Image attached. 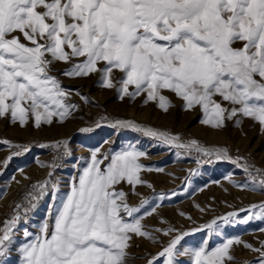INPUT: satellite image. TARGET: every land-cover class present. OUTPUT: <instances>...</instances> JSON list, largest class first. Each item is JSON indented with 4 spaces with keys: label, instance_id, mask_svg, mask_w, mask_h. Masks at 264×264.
I'll return each mask as SVG.
<instances>
[{
    "label": "snow or ice",
    "instance_id": "1",
    "mask_svg": "<svg viewBox=\"0 0 264 264\" xmlns=\"http://www.w3.org/2000/svg\"><path fill=\"white\" fill-rule=\"evenodd\" d=\"M57 64L68 65L61 75L69 79L98 74V86L114 89L120 100L143 95L145 104L156 102L167 112L171 104L163 92L168 91L184 102L185 111L198 109L200 124L215 131L230 121L239 127L250 119L264 133V0H0V120L40 130L74 118L79 108L71 103L72 91L53 75ZM115 73L121 74L118 80ZM80 99L90 103L83 95ZM111 126L195 151L205 158L197 159L198 165L232 162L244 179L229 176V182L264 195V169L241 163L239 157L233 160L226 148H204L196 140L183 143L179 136L128 120ZM0 143L16 149L5 167L13 156L30 151L27 145ZM38 147L51 148L57 156L43 165L50 169L48 178L33 184L24 203L0 226V264H130L142 258L132 252L137 240L159 246L156 254L144 258L146 264H234V245L256 253V264H264V241L254 247L237 236L211 247L206 241L192 245L188 239L194 232L219 235L225 227L264 223V201L193 231L171 226L150 230L149 218L168 223L160 209L179 193H158L143 178L144 172L163 171L140 162L145 151L135 145L119 151L93 149L86 160L72 162L75 174L68 191L61 193L52 177L62 166L56 160L72 155L68 141ZM138 188L150 189L151 197ZM46 196L51 203L37 232L23 229V240L15 244L21 210L26 216ZM130 197L138 204L130 203ZM158 236L167 238L166 243L160 244Z\"/></svg>",
    "mask_w": 264,
    "mask_h": 264
},
{
    "label": "rangeland",
    "instance_id": "2",
    "mask_svg": "<svg viewBox=\"0 0 264 264\" xmlns=\"http://www.w3.org/2000/svg\"><path fill=\"white\" fill-rule=\"evenodd\" d=\"M67 67L68 65L57 64L53 69V75L59 78L65 89L72 91L71 103L79 108L74 118L64 124L43 126L40 130L31 125L21 128L18 125L9 124L6 120H0V142L9 141L14 145L36 136L52 143L60 140L68 141L72 155L65 174V183L60 189L61 193L68 191L69 179L75 174L73 161L86 160L95 148L108 152L119 151L126 145H135L138 150L147 153L146 158L140 161L143 165L163 169L162 172H144L143 178L153 184L158 193L174 191L179 193L178 196L163 202L160 209V217L168 223L161 224L157 217L149 218L146 224L150 230L166 229L171 226L184 231H193L229 212L239 211L251 204L264 201V195L258 192L241 191L229 182V176L237 182L244 179L242 170L232 162L215 161L198 165L197 159L203 161L205 158L198 156L195 151L189 153L182 149L167 147L140 132L111 126L116 120L133 121L141 127L150 128L159 133L179 136L183 143L196 140L204 148H226L233 160L239 157L241 163L264 169V133L260 131L259 124L245 119L237 127L230 121L222 131H215L200 124L202 113L198 109L185 111L184 102L171 92H163L171 104L168 111L164 112L156 102L149 101L145 104L143 95L135 100L127 97L120 100L114 89L108 90L98 86V74L83 79H69L61 75ZM120 75L115 73L114 78L118 80ZM77 92L87 97L90 103L82 101L80 95H76ZM100 117L103 118L99 119ZM97 122L100 123L99 127L96 126ZM83 127H90L93 130L89 133H81L79 129ZM13 153L12 148L0 143V226L7 218L5 212L21 183L32 176L39 177L43 172L39 152L30 155L24 153L21 159L11 160L5 167V159ZM196 170L198 175H190L191 171ZM124 190H128L126 185ZM138 191L145 197H151L150 189L138 188ZM50 203L49 199L44 211L38 214L30 224L18 226L14 237L15 244L18 245L23 240V229L27 228L34 234L37 232ZM130 203L138 204V199L130 197ZM180 213L184 215L181 216ZM241 215L243 216L244 213ZM189 216L190 220L186 218ZM262 227L264 223L250 221L247 225L222 228L219 235L207 234L205 231L194 232L188 239L192 245H199L206 241L211 247H216L224 243L226 239L238 236L254 247H259L260 241H264V232L260 231ZM158 239L160 244L167 241L165 237L158 236ZM136 245L132 252L135 257L142 258L134 259L130 264H146L144 258H150V254H156L159 251V246L147 241L137 240ZM232 255L235 257L234 264H256L257 254L242 246L234 245ZM15 256L14 253L13 260Z\"/></svg>",
    "mask_w": 264,
    "mask_h": 264
},
{
    "label": "built area",
    "instance_id": "3",
    "mask_svg": "<svg viewBox=\"0 0 264 264\" xmlns=\"http://www.w3.org/2000/svg\"><path fill=\"white\" fill-rule=\"evenodd\" d=\"M94 120H96V119H94ZM42 143L43 144H51L52 142H46L45 140H42L41 138L36 136V137H29V138L23 140L21 143H15L14 145H27L30 148V151L25 153V155H30L31 153L39 152V154L41 156L42 164L47 165V164H50L53 162V160L57 156V153H55L51 148H40V147H38V145L42 144ZM12 150H14V152L16 151L15 148H12ZM22 157H23L22 155L13 156V158L11 160H19ZM70 160H71V157L67 158L65 160H56V162L62 166L58 167L55 170V173L52 177V180L54 183H57L59 185L60 189L63 188V185L65 183V179H66L65 174H66V171L70 165ZM49 171H50V169L48 167L43 166V172L39 177L32 176V177L26 179L25 181H23V183H21V185L16 190L11 203L8 205V209L5 212V215L7 216L6 219L10 218L14 214L15 206L17 204L24 203V197L30 191L31 186L33 184H36V183L41 182V181L45 180L46 178H48ZM48 198L49 197H47V196L44 197L38 203L37 207L34 210L29 211L26 216H24L23 210H21L20 214H21V216H23V219L19 223V226H26V225L30 224L33 220H35L37 211L43 206V204L46 202V200ZM25 207H27L26 204H25Z\"/></svg>",
    "mask_w": 264,
    "mask_h": 264
},
{
    "label": "crops",
    "instance_id": "4",
    "mask_svg": "<svg viewBox=\"0 0 264 264\" xmlns=\"http://www.w3.org/2000/svg\"><path fill=\"white\" fill-rule=\"evenodd\" d=\"M49 199L50 198H48L46 200V202L43 204V206L37 211L36 216H38V214H40V213H42L44 211V209L47 207V202H48Z\"/></svg>",
    "mask_w": 264,
    "mask_h": 264
},
{
    "label": "trees",
    "instance_id": "5",
    "mask_svg": "<svg viewBox=\"0 0 264 264\" xmlns=\"http://www.w3.org/2000/svg\"><path fill=\"white\" fill-rule=\"evenodd\" d=\"M103 117H100L99 119H102Z\"/></svg>",
    "mask_w": 264,
    "mask_h": 264
}]
</instances>
